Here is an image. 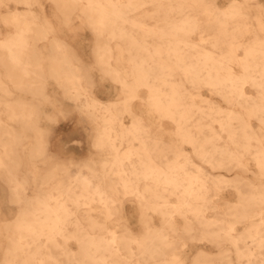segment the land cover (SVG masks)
<instances>
[{"label":"clouds","instance_id":"clouds-1","mask_svg":"<svg viewBox=\"0 0 264 264\" xmlns=\"http://www.w3.org/2000/svg\"><path fill=\"white\" fill-rule=\"evenodd\" d=\"M51 2L57 7L58 27L53 28L46 20L41 22L33 15L28 21L30 33L21 28L19 34L25 35L26 39L36 36L50 40L57 66H67L70 62L67 49L57 48V35L63 26L61 18L67 21L70 15L78 13L81 24L94 28L104 41L114 30L130 24L135 11L146 7L144 0ZM216 3L217 0H169L165 7L189 19L191 28L197 31L208 25H216L220 29V37L235 39L252 34L258 39L260 70L253 80L258 88L257 97L245 98L241 105L235 94L221 96L225 103L241 108V123L245 131L243 138L230 145L223 156L206 153L194 140L174 138L179 131L167 143L164 142L158 127L157 109L181 118L186 110H194L199 96L193 85L198 80L211 78L207 68L184 79L188 90L173 87L166 96L160 90L173 84L169 76H181L185 69L174 64L167 69L164 77L151 67L141 71L131 62V54L117 47L115 51L118 55H113L112 49L103 60L96 62L97 70L117 89L113 102L94 99L84 78L73 77L65 86L61 73L54 71L53 79L64 88L65 100L78 106L77 115L92 156L83 166L57 164L45 176L39 194L34 192L31 197L28 196V182H17L10 174L13 202L20 206V212L14 223L0 228V264H177L169 256L187 250L197 234L203 241L215 240L221 234L231 237L242 223H248L251 227L239 238L246 246L239 253L241 259L238 264H264V4H260L259 0H233V15L229 17L216 7ZM6 6V0H0V8ZM252 13H255L257 25L254 29L248 22ZM145 88L151 92V102L142 91ZM38 95L40 104L31 110L28 120L29 128L40 146L37 155L44 160L47 132L41 125L45 121L55 123L56 116L63 117L64 113L44 96V91H38ZM45 105H51L56 114H45L42 111ZM136 117L144 121L151 136L147 133L133 136L124 127L126 119ZM252 120L259 122L256 130L251 127ZM176 122L183 126L180 119ZM6 136L8 133L4 131V125L0 124V169L5 168L4 159L8 155ZM125 145L136 147L122 151ZM189 147L191 151L185 155ZM253 165L257 169L255 172L252 171ZM73 167H80L81 171L86 168L93 177L103 180L116 177V170H119L118 183L111 188V199L116 204L121 198L129 199L126 198L127 185V191L134 193L131 199L139 203L140 209L147 210L144 213L146 216L152 217L150 221L142 222L144 235L141 239L118 236L115 246L102 242L109 241V233L119 231L123 222L116 215L98 229L93 225L90 213L81 214L82 211L73 206L78 176L70 175ZM97 167L99 172L94 171ZM216 169H222L229 175L235 174L236 187L230 189L238 197L236 203L224 204L222 196L207 180ZM249 175L251 180L247 178ZM173 198L194 200L202 215L211 214L219 218L220 223L214 228L219 231H209L202 217L190 224L183 222L181 226L176 212L166 215L161 224L155 210L164 208L166 202ZM172 217H177V220ZM56 240L65 242L45 247V241ZM67 242H75L78 251H70ZM134 242L139 255L135 253V259L121 255V247L129 251ZM42 254L46 258H39ZM179 264L185 262L180 261ZM200 264L217 262L205 258ZM218 264L232 262L219 261Z\"/></svg>","mask_w":264,"mask_h":264},{"label":"bare ground","instance_id":"bare-ground-1","mask_svg":"<svg viewBox=\"0 0 264 264\" xmlns=\"http://www.w3.org/2000/svg\"><path fill=\"white\" fill-rule=\"evenodd\" d=\"M49 1L55 8L54 11L57 12L56 5L51 0ZM11 2L22 5L25 9L7 10L2 13L0 8V24L8 27L6 32L0 30V124L4 125V131L8 133V136L5 137L8 155L4 159L5 168L0 169V179L9 188L10 199H13L10 174L16 178L17 182L26 180L29 185L28 190L32 188L34 189L33 193L39 194L45 176L57 164H63L52 161L53 158L49 155L51 151L48 138H46V158L41 160L37 155L40 146L29 128L28 117L31 110L40 104L41 98L38 91H44V96L49 101L60 106L57 92H61L64 96V88L53 79L54 71H59L64 78L65 86H68L67 81L73 77L84 78L87 80L89 91L94 99L101 102L115 101L117 89L113 84L114 96L112 99L103 100L97 96L93 69L97 70V60H103L105 54L111 53L112 49L114 50L113 55H118V52L115 51L117 47L127 50L131 54L129 57L131 62L141 71L151 67L158 70L160 76L164 77L167 69L172 65L183 67L185 69L184 74L169 76L173 84L167 89L160 90L166 96L172 92L173 87L188 90V85L183 83L184 79L202 68H207L208 72L211 73L209 80H198L193 85L199 96L194 110H186L181 118L160 112L157 109L158 127L161 130L163 140L166 137L165 143L179 131V135L174 138L181 141L194 140L202 146L206 153L223 156L230 145L240 141L245 135L241 123V115H243L241 108L234 105L230 106L221 99V96L235 94L241 105L244 104L245 98L255 99L257 97L258 88L253 80L260 70L261 49L259 41L254 35L248 34L235 39L223 38L219 36L220 29L216 25H208L197 31L191 28L189 19L165 7L169 0H144L146 7L133 13L132 22L114 30L104 41L98 37L94 28L81 24L78 13L70 15L67 21H63L61 18L63 25L61 30L65 26L67 35L62 37L57 35V48L67 49L70 62L67 66H57L50 40L40 39L36 36H29L27 40L25 35L19 34L21 28L30 33L28 21L33 15L38 17L41 22L46 20L53 28H56L52 18L43 14L44 10L37 12L33 9L34 5L42 7L40 0H6L7 5ZM217 3L216 7L220 8L226 16L233 15V0H227V4L223 7ZM259 3L264 4V1L259 0ZM55 17L57 16L55 15ZM75 19L79 20L78 26L74 25L73 20ZM248 22L251 28L257 27L255 13L249 15ZM84 28H87L94 36L91 49L92 63L84 61L81 56V42L76 41L80 31ZM193 37H197V40H193ZM68 38H71V41ZM239 52L240 55H238ZM236 69H239V72H236ZM113 71L116 70L113 69ZM100 75L103 79H108L101 73ZM201 84L204 86L200 87ZM53 87L54 89H52ZM142 91L145 93L146 99L151 102L152 95L149 89L145 88ZM73 106L77 114L78 106L75 104ZM49 108L52 112L48 115H55V109L49 105H45L42 111L44 112ZM59 109L62 111L61 108ZM64 117L57 115L55 123L45 122L56 125ZM177 119L181 120L182 127L177 124ZM164 121L170 123L173 128H164ZM250 123L253 130L259 128L257 120H252ZM124 127L133 136H142L146 133L151 136L152 134L139 117L128 119V123L124 122ZM129 147L134 148L136 145H125L122 151ZM190 151L191 148H187L185 155ZM40 161L46 164L43 166V170L37 165ZM88 161L89 159L85 164ZM253 166L254 170L252 171L255 172L257 169L255 165ZM99 170L98 167L94 169L96 172ZM116 171L117 176L107 180L93 177L86 168L81 171L80 167H75L70 173L73 177L78 175L74 189L73 206L79 208L82 211L81 214L83 212L90 213V219L96 228L101 229L104 222L111 221L116 215L123 222L119 231L109 233V241H102L103 243L110 242L113 246L116 245L118 236L141 239L144 235L142 222L152 219L151 216L144 214L146 209H140L139 203L131 199L134 193L127 191V185H125L126 198L129 199L121 198L117 204L111 199V188L119 180V170ZM234 176L235 174L229 175L222 169H216L213 175L207 177V180L212 182L217 194L222 196V202L227 205L234 204L238 200L235 192L230 189L236 187L237 178ZM247 178L252 179V177ZM194 179H198V177H194ZM227 190L234 192L235 200L224 197V192ZM32 195L28 194L29 197ZM128 203L130 206L126 210ZM155 211L158 213L161 224L166 215L170 216L172 212H176L179 216L178 224L181 226L183 222L190 224L202 217L203 223L209 231H219V229H214L220 223L219 218L211 214L202 215L201 209L194 200L182 201L173 198L166 202L164 208ZM19 212L20 206L16 215L11 220L3 222L0 228L14 223ZM172 219L177 220V217H172ZM159 222L156 220L157 226ZM250 227V224L242 223L236 227V231L231 237L221 234L211 241H203L197 234L196 239L188 245L187 250L178 252V255L173 254L169 256V259L176 261L177 264L180 261H184L185 264H200V261L205 258L213 259L217 264L219 261L228 260L232 264H238L241 259L239 253L244 251L246 246L239 238ZM110 230L112 229L110 228ZM63 242L65 241H45V247L47 248L49 244ZM200 243H206L209 249L214 248L215 251L198 247L197 245ZM248 243L250 244L251 241ZM67 246L72 252L78 251L75 242H67ZM193 251L194 253H192ZM135 253L139 255L135 242L129 251L125 247H121V255L125 257L129 256L131 259H135ZM53 254H56L54 250ZM39 258L44 259L46 257L42 254Z\"/></svg>","mask_w":264,"mask_h":264},{"label":"rangeland","instance_id":"rangeland-1","mask_svg":"<svg viewBox=\"0 0 264 264\" xmlns=\"http://www.w3.org/2000/svg\"><path fill=\"white\" fill-rule=\"evenodd\" d=\"M260 1H264V0H260ZM217 4L221 7L225 6L227 4V0H217ZM41 6L39 5H34L33 9L36 10L37 12H39L40 10H44L45 15H47L48 17H51L53 22L55 23V27H58V22H57V17H55V15L57 16V12L54 11V7L52 6V4L50 3L49 0H40ZM38 4V3H37ZM14 9H18V10H24L25 7L22 5H16L15 3H9L5 8H1V12L5 13L7 10H14ZM74 21V25L78 26L79 25V20L75 19ZM66 27H63V31L60 30V32L58 33L59 36H65L67 35V30L65 29ZM0 30L1 32H6L8 31V27L4 26L3 24H0ZM69 37H71L70 35H68ZM72 38V37H71ZM71 38H68L69 41H71ZM193 40H197V37H193ZM77 42H81V56L83 57L84 61H86L87 63H92V55H91V49L93 47V41H94V36L92 35V33L87 29L84 28L80 31L79 35L76 38ZM238 55H240V52L238 53ZM236 72H239V69L235 70ZM93 77L94 80L96 82V89H95V93L97 94V96H99L101 99L103 100H108V99H112L114 96V91H113V86L111 81H109L108 79H103L102 76L100 75V73L97 70L93 69ZM54 89V87L52 88ZM208 95V93H205V95ZM59 95V96H58ZM57 98L60 101H64L65 103H69V106L71 109H73L75 112V107L73 106V103L68 102L67 100H65L64 96L62 95L61 92H57ZM63 98V99H62ZM49 107H51L49 105ZM58 108H61V106H57ZM47 114H50V112H52L51 108L46 109L44 111ZM81 121V120H80ZM125 123H128V119L125 120ZM48 124L46 122H43L41 127L45 129V131L47 132V127H45V125ZM163 126L164 128L167 129H172L173 126L168 123L167 121L163 122ZM84 131V129H83ZM49 137V133L47 132V137ZM84 150L82 153H91L90 147L87 144L86 138L84 136ZM164 141L166 142V137L164 138ZM52 161L54 162L55 159L53 158ZM56 162V161H55ZM41 161L37 163V165H39L41 167ZM58 163V162H57ZM86 163V161L83 164H79L78 166H83ZM45 163H42V166H45ZM66 165V164H65ZM75 167H73L72 169H74ZM252 170H254V166H252ZM248 177H251L250 175ZM5 188V189H4ZM33 190L32 188H30L28 190V194L32 195L33 194ZM6 197V198H5ZM224 197L227 199H231V200H235V195L234 192L232 190H227L224 192ZM0 226L2 225L3 222L7 221V220H11L17 213V210L19 208L18 205H16L13 202V199L9 198V188L6 187V185L4 184V182L0 179ZM16 206V207H15ZM129 203L126 204V210H128L129 208ZM3 207V208H2ZM198 247H204L205 249L213 250L215 251L214 248H210L207 247L206 243H200L197 245Z\"/></svg>","mask_w":264,"mask_h":264},{"label":"crops","instance_id":"crops-1","mask_svg":"<svg viewBox=\"0 0 264 264\" xmlns=\"http://www.w3.org/2000/svg\"><path fill=\"white\" fill-rule=\"evenodd\" d=\"M60 106L62 111H64V119H61L56 125H45L49 132V149L51 151L49 155L58 163L78 166L90 159L92 153H82L85 135L82 122L76 112L70 108L69 103L64 101H60ZM40 168L41 170L44 169L42 163Z\"/></svg>","mask_w":264,"mask_h":264}]
</instances>
